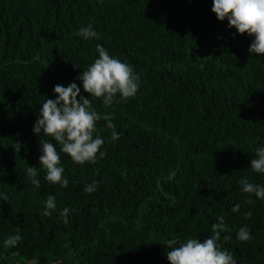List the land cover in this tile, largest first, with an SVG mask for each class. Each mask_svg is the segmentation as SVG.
<instances>
[{"label":"trees","instance_id":"trees-1","mask_svg":"<svg viewBox=\"0 0 264 264\" xmlns=\"http://www.w3.org/2000/svg\"><path fill=\"white\" fill-rule=\"evenodd\" d=\"M0 264H264V0H0Z\"/></svg>","mask_w":264,"mask_h":264}]
</instances>
